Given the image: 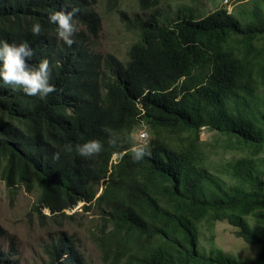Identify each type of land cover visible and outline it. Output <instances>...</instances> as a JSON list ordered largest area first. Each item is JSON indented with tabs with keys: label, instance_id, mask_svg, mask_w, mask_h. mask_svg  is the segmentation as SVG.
<instances>
[{
	"label": "trees",
	"instance_id": "1",
	"mask_svg": "<svg viewBox=\"0 0 264 264\" xmlns=\"http://www.w3.org/2000/svg\"><path fill=\"white\" fill-rule=\"evenodd\" d=\"M94 2L0 0V39L27 41L35 53L29 63L47 58L56 85L43 99L0 87V177L10 189L40 191L36 208L44 218L67 216L80 203L100 208V242L113 264H264V0L239 13L191 12L172 24L134 18L139 38L123 58L94 46L102 30ZM138 2L160 12L162 0ZM71 7L80 11L69 48L48 15ZM36 22L39 36L30 32ZM142 123L151 154L133 161V133ZM105 127L117 146L108 145ZM203 127L216 131L226 151L241 152L222 166L230 180L212 168ZM89 139L104 150L79 156L75 145ZM68 145L73 150L63 151ZM217 221L260 246L256 257L245 262L204 248L202 223ZM14 251L0 244V264H15ZM46 251L48 264H87L66 232Z\"/></svg>",
	"mask_w": 264,
	"mask_h": 264
},
{
	"label": "rangeland",
	"instance_id": "2",
	"mask_svg": "<svg viewBox=\"0 0 264 264\" xmlns=\"http://www.w3.org/2000/svg\"><path fill=\"white\" fill-rule=\"evenodd\" d=\"M229 2L227 7L225 0H162L160 12L152 13L153 10L143 11L138 0H95V9L102 18V30L94 40V46L103 54L116 53L123 58L127 55L129 46L139 38L137 32L130 28V20L134 18L149 20L153 16H160L161 23L172 24L191 12L196 17H203L219 8L239 13L241 8L250 9L253 0ZM215 133L216 131L203 127L201 140L205 150L211 153L209 160L212 168L217 167L215 173L224 176L222 166L241 156V152L223 149L221 139ZM150 139L151 136L148 141L140 142L133 133L134 143L148 144ZM224 177L230 180L227 175ZM39 196L38 190L29 191L23 187L10 189L0 177V225L5 231L0 244L5 251L15 250L10 256L15 264H48L46 248L63 232L75 240L87 264H113L111 253L106 254L104 245L100 242L105 223L100 208L86 211L84 203H80L65 211L68 217L59 215L44 218L36 208ZM41 212L50 215L47 208H42ZM236 231L237 228L228 221H217L213 226L204 222L200 241L207 250L212 247L220 248L241 261H250L256 257L261 247L247 243Z\"/></svg>",
	"mask_w": 264,
	"mask_h": 264
},
{
	"label": "clouds",
	"instance_id": "3",
	"mask_svg": "<svg viewBox=\"0 0 264 264\" xmlns=\"http://www.w3.org/2000/svg\"><path fill=\"white\" fill-rule=\"evenodd\" d=\"M229 1L230 0H228L227 3L225 2V6L230 3ZM79 11L80 9L78 7H71L70 10L62 8L53 11L48 15V22L56 26V38L69 48L76 42L75 34L78 31L77 14ZM41 31L42 26L39 22L30 25V32L33 36H39ZM34 54L33 48L27 41L9 43L6 40L0 39V87L8 86L13 90L22 91L25 95L39 97L41 99L47 97L50 93L55 92L56 85L51 83L52 67L50 61L47 58H43L38 64L32 65L29 61H31ZM145 126L146 125L142 123L139 125L138 129H135L134 131L138 141H140L139 133L142 130L148 131ZM103 131L108 136V145L113 147L117 146V140L111 134L112 130L105 127ZM150 136L149 133V138ZM149 138L146 141H148ZM72 150V145H68L63 149V151L66 152H71ZM103 150L104 143L99 139H89L83 143L75 145L76 153L84 158H92L95 155L100 154ZM150 154L147 143H134L131 146V158L133 161H141ZM61 155L62 151H55L52 155V159L59 160ZM101 192L102 187L98 195H100Z\"/></svg>",
	"mask_w": 264,
	"mask_h": 264
},
{
	"label": "built area",
	"instance_id": "4",
	"mask_svg": "<svg viewBox=\"0 0 264 264\" xmlns=\"http://www.w3.org/2000/svg\"><path fill=\"white\" fill-rule=\"evenodd\" d=\"M225 2L227 3L228 0H225ZM148 138H149V133H148L147 130H142V131L139 133V140H140V141H146Z\"/></svg>",
	"mask_w": 264,
	"mask_h": 264
}]
</instances>
